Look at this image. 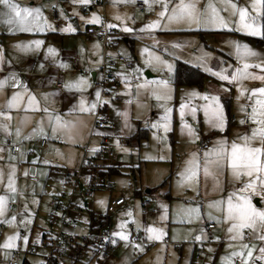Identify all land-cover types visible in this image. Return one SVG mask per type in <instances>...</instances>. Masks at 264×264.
<instances>
[{"label": "crops", "instance_id": "obj_1", "mask_svg": "<svg viewBox=\"0 0 264 264\" xmlns=\"http://www.w3.org/2000/svg\"><path fill=\"white\" fill-rule=\"evenodd\" d=\"M136 1L138 0L126 6L132 9L131 5ZM142 1L145 4V1ZM208 1L213 2L215 0ZM17 2L21 6L38 7L41 9L42 19L40 23L44 30L9 32V26L3 23V17L0 16V50H2L0 51V81L3 82V84L0 85V113L5 114L0 115V125H2V127H0V143L6 140L0 152H10L8 143L19 145V152L17 154H12L10 152L11 159L19 154L21 155L23 151H26L27 146H29V143L26 142L27 145L22 149L20 142L18 143L20 139L24 138L22 140L24 141L30 138V134L40 136V128H38L40 124H44L46 128L50 129L52 128L51 124L56 123L54 128L67 132L68 130H65L64 126L57 123V117L61 122L68 121L71 130L75 132L79 130V136L82 134L80 137L83 138L82 141L86 142H83L84 144L81 148L77 146L78 150H75L74 147L81 144L82 141L81 143L71 142L70 147L64 149L65 156L76 161V164L80 165L83 155H85L83 148L86 149L85 156L88 157L93 156L103 144H106V146L111 149L113 147H111L110 144H115V146L123 148H127L128 146L139 149L140 145L146 142L147 139L148 141L151 139V136L147 133L148 130L142 126V123L146 120H150L153 116L152 119L157 118L158 120V118H160V113L157 109H159L163 102H165L167 108L170 104L164 100L170 101L172 105H170L171 107H169L167 111V119H164L165 116L161 117L162 120L159 121V125L162 126L160 122L170 125L171 135L169 143L172 148H174V146L182 147L188 149L189 152L195 153L200 149V145L202 147V152L199 150L200 154L213 153L214 150L220 149L222 142L228 143L230 139L242 132V130L243 134L251 137L254 130L258 129L259 126L250 119L252 107L259 98V93H254L253 89L264 87V81L260 79H239L229 83L227 80H220L215 73H219L223 69L222 74L231 77L234 71L242 67L243 62L254 64L260 60H264V45H257L251 39L262 38L264 36V3L258 5L260 15L257 18V22L261 25L262 31V35L260 36L247 34V31L238 23L239 13L234 12L233 9H231V12H227L226 9L222 11L216 9L217 16L224 21L223 26L219 23L213 24L211 22H203L204 17L211 16V10H204L196 14L201 17L200 24H197L194 20L189 21L186 17L183 18L186 22L185 24H183L182 20L181 22L185 26L184 28L178 27V29L174 30V36L181 39L185 38L184 44L186 50L184 52L180 51L179 54L181 56L174 54L171 57L169 56L173 60L171 70L167 71L166 76L159 78L160 81L141 80L131 85L129 79L134 72L130 74V70L124 69L122 66L118 67L116 72L121 80L119 95L116 100H111L107 102V104L105 103L103 115L104 118H106V122L104 127L98 128L95 112L99 105L98 101L100 100V94L97 89L93 88V81L95 79V71L99 68L101 63V46L99 42L95 40L86 39L83 30L85 26H93L100 24L103 20L105 21L104 8L106 5L103 8L99 7L96 4V0H89L87 4L75 2V0H17ZM234 4L246 8L250 16L256 15V12H254L251 7L252 0H237ZM54 5L60 7L61 17L56 23L53 21L50 12L52 7L58 8V6ZM124 6L125 4H120L117 8L122 9ZM93 7H98L103 11V14L100 15L101 21L99 20L98 23L92 22L94 15H92L90 11ZM82 8L87 9L84 14L81 13L84 12ZM144 9V11H139V13L143 14L145 19L148 20L149 17L146 13H151V10L149 8L147 9L146 4ZM2 11L3 9L0 8V12ZM63 12L68 14L70 17L69 20L62 18ZM79 20L81 22H78ZM178 22H180V20ZM119 35L121 36L120 41L129 45L130 55H132L134 43H136L137 37L141 34L131 30L125 32V34L119 33ZM35 40L42 41V43L39 46L32 45L28 50H21L15 47L17 44H27ZM236 44L248 45L250 49L260 54L259 57H244L243 60L239 59L236 52ZM49 48L53 49L52 53H49ZM127 57L131 58L133 56ZM73 60L77 62L75 72L72 71L71 68ZM177 61L188 63L207 75V79L204 81L202 88L193 86L176 88L173 85L175 76L174 69ZM141 63L142 61H140V64ZM136 65L137 61L133 63L132 68L135 73L138 74L136 71L137 69H135ZM56 67L60 70L56 71ZM209 69L211 71H209ZM156 72L154 73L150 70V74L152 73L154 75ZM248 72L258 76L264 75V71L257 68H249ZM152 74L151 77L146 78L148 80L153 79L154 76ZM77 81H81L79 87L66 86ZM162 81L167 82L166 86L161 83ZM56 82L61 84V90L55 88ZM205 95L209 97L215 95L219 98V104L221 106L219 121L206 123L203 109L210 101L202 98ZM157 97L160 98L157 99ZM224 99L229 102L228 111L225 109ZM9 101L12 102L11 107L8 106ZM81 101H84L85 107L91 105H95V107L90 111L82 112L80 111ZM181 105H184V107H181ZM152 109H154L153 112L151 111ZM227 112L228 115L226 114ZM246 113L249 116L247 127H245L246 125L243 121L247 116ZM44 121H46L47 124H45ZM214 124H219L221 126H214ZM189 127L193 130V135H189ZM142 129L146 130V139L141 143L131 140V137ZM7 130H13L15 135H10L9 133H6L4 136L1 135ZM62 136L64 135L57 133L53 137L58 138V141H64ZM41 138L40 140H42ZM205 144L206 147L204 148L203 146ZM210 144L213 146L212 148ZM47 145L48 143H46L44 147H39L40 149H45ZM124 158L125 156L121 159L116 158L115 161H123ZM206 159L213 161L216 157L212 154L207 157H201V161H205ZM227 159L228 158H225V168H227ZM261 159L264 160V155ZM138 160H140V157ZM79 165L76 170L70 171V173L77 172L80 167ZM119 167V165L117 166L115 164H111L108 167V170H117L111 176L121 173ZM210 168H213L215 171L218 170L216 166H210ZM136 171L139 172V168H130L131 175L134 176ZM66 172L59 173L58 170H53L51 167L47 177L49 180L64 184L62 179ZM262 177H264V174H253L256 186L254 189H250V191L253 190L251 193L241 192L239 186H245L243 183L242 185H238L237 190H235V192L239 191L242 195L247 196L252 202L251 204L253 207H259L261 204V200L254 197L258 194L257 190L260 188L259 182ZM108 178H110V176ZM145 183L155 184L150 182ZM164 183L165 185L162 186ZM167 183V181H163L155 190H145L144 194L151 196V193L155 192L158 198L162 197L164 199H169L168 192L164 191L168 185ZM221 189H223L222 192L225 191L226 186H223ZM199 190L202 192L201 188H199ZM46 193L49 192L46 190ZM208 195L209 194H206L205 198L211 199V196ZM75 196L74 200L77 203L83 204L81 197ZM116 198H120V196L111 197L109 201ZM194 198L197 199L198 196L194 195ZM50 200L51 199L44 200L46 206L45 212L47 213L50 211L48 207ZM124 206L125 204L115 211H125ZM88 213V221L83 220V215L80 222L77 224V227H80L81 231L77 228L76 233L80 235L90 230L88 224L90 218L93 216L91 207ZM110 216L107 214L104 215V219L99 226L108 231L112 238L110 234L112 231L109 226ZM154 216H159V214H155ZM215 221L219 223L220 229L219 231L216 230V224H214L213 221L208 222L207 225H214L213 228L207 227V230H210L209 237L218 241L223 240L220 242L223 247L217 248V253H219L221 249V253L225 252V254L229 256L232 255L233 257L230 264H232L235 258H247L249 249L253 252V256L248 258L249 261L260 255V248L264 247V240H260L258 237L264 233L253 231L251 228L241 229L239 234L235 231L229 233L228 229L231 225L226 223V220L222 221V216L219 218L215 217ZM137 226L140 227L141 225ZM257 227L259 228V226ZM136 233L137 234H135L134 229L128 233L129 241L135 242L134 245H132L133 243L131 245L134 246L135 250V246L139 245L142 247V250L146 252L149 250L150 245L146 243V239L140 241L139 230H136ZM233 236L236 238L233 239ZM111 241H113V238ZM146 245H148V249L145 248ZM245 245L247 246L246 248L244 247ZM196 249L197 245L193 244L192 251L194 253V259L198 261L200 256L196 259ZM233 253H239V255H233ZM10 257L11 253L8 259ZM112 257H115V252ZM95 261L98 262L99 260L96 259Z\"/></svg>", "mask_w": 264, "mask_h": 264}, {"label": "rangeland", "instance_id": "obj_2", "mask_svg": "<svg viewBox=\"0 0 264 264\" xmlns=\"http://www.w3.org/2000/svg\"><path fill=\"white\" fill-rule=\"evenodd\" d=\"M93 1V0H91ZM135 0H107V4L104 8V19L108 26L115 28L120 34H125L124 28L132 29L141 35L137 37L136 43H134L133 54L130 55L129 45L123 42H119V48L126 56H133L134 63L138 74L134 69L130 70V74L135 76L138 82L142 81H160L159 78L166 76L169 71V65L172 68L171 56L180 55V51L186 50L184 39L174 36L176 29L184 28L185 19H178L169 21L167 16L171 13L172 8L175 7L179 0H170L168 11L163 18H159L157 13L162 10V4L150 3L147 5V9L151 10L148 15V20L145 19L143 14L137 13L126 5L134 2ZM145 1V0H144ZM237 0H231V3ZM191 2V0H185V3ZM91 4V3H90ZM124 5V8L118 9V5ZM197 13H201L204 10H211L206 8V5H212L218 11L226 9L227 12H231L232 7L228 3V0H215L213 2L208 0H195ZM53 6V5H52ZM58 6V5H54ZM98 7H93L90 11L92 15L99 17L103 14V11ZM60 11V7L58 6ZM84 14L85 12H81ZM89 13V14H90ZM120 19H116V17ZM61 17V16H60ZM62 18L69 20L67 13H62ZM180 20V22H178ZM183 21V24L181 22ZM101 21V20H100ZM153 21H159L158 27L147 28ZM78 22H81L80 20ZM83 22V21H82ZM81 24V23H80ZM90 24V23H87ZM129 54V55H128ZM170 56V57H169ZM181 56V55H180ZM159 57V60L156 59ZM140 61L142 63L140 64ZM143 65V66H142ZM151 68V69H150ZM153 71L156 74L153 79L148 80L144 73L146 71ZM171 70V69H170ZM156 85V84H155ZM157 87V86H156ZM102 103L110 102L106 98H101ZM169 107L171 102L168 100ZM165 102H163L157 111L160 113L158 120L150 118L142 123L151 136L150 141L144 142L140 145L139 149L134 147L123 148L110 144L114 150V157L109 160V164L119 165L121 173L119 175L110 176L112 186L109 189H100L95 192V198L87 200L91 205V211L93 215H106V205L109 199L112 197H122L125 200V211H116L109 217V226L112 231L110 234L113 238L111 245L115 247V257H111L107 260L99 259L96 262L93 258L92 247L87 248L79 258L68 256L69 259L65 260L64 264H230L232 255L229 256L225 252L217 253V248H221L220 242L216 239L210 238V230H207V223L213 221L216 224V230L219 231V223H216L215 217L222 216V221H225L227 201L231 195L234 202L237 201V197L242 193L237 190L238 185L248 183L250 180H255L252 177L241 174L239 179L235 178L231 170L225 168V158L231 152L233 143L243 146L245 140L244 137L248 135L242 132L238 133L229 140V142H222L220 149L224 151V158L221 160L222 167L215 171L209 165L210 175L205 176L203 166L205 161H201V157L205 156V153L200 154L202 147L199 145L196 154V163L199 167L196 170L195 177L190 183L180 184V177L178 173L185 167V161L192 158V152L182 147L172 148L169 140L171 135V128L168 123V131H165L162 126L159 125L161 117L167 116V110ZM98 110V108H97ZM96 110V112H97ZM154 109L151 111L153 112ZM156 110V109H155ZM95 112V113H96ZM158 121V122H157ZM245 123V120H243ZM47 124L46 121H44ZM164 125V122H160ZM248 125V123H245ZM52 128H46L44 124H40V136L30 134V138L22 141L20 139V145L23 149L29 143L26 151L17 155L11 159L10 152H0V197H4L5 210L3 215H0V264L7 262L10 253L18 251L20 253V264H43L44 257L48 253L47 249L41 245V240L45 236H50L56 228L51 227L49 214L46 211L44 203L45 199H56L60 203L66 204L67 198H69L72 188L69 185L54 182L49 180L48 171L52 167L54 170L61 172H70L76 170L79 164L76 161L69 159L65 156L66 147H70V143H81L83 140L79 136L78 132L71 130L68 121L62 122L67 132L54 128L56 123H52ZM153 125H156L154 127ZM247 127V126H245ZM150 129V130H149ZM15 135L13 130H7L1 135ZM57 133L64 135V141H58V138L53 136ZM153 134V135H152ZM42 137V138H41ZM158 137V138H157ZM44 139L48 143L45 149H40L39 140ZM226 138V137H225ZM86 140V139H85ZM82 141L74 147L78 150L77 146H81L86 143ZM6 140L1 141V147L4 146ZM248 143L251 146H261V142L257 140H250ZM212 144V143H211ZM210 144L211 148L213 147ZM19 146V145H18ZM47 149V150H46ZM84 149V148H83ZM84 152V151H83ZM189 152V153H187ZM202 152V151H201ZM262 154V157L263 158ZM84 156V155H83ZM123 161H115L116 158L124 157ZM140 157V160H138ZM164 157V159H160ZM131 158V160H130ZM227 161V160H226ZM80 166V165H79ZM137 167L139 172L136 171L135 175H131L130 168ZM9 173H12L13 183L12 188L9 185ZM225 174V175H224ZM84 176V175H83ZM29 178H33L35 182H29ZM163 181H167L168 185L164 191L169 194V199L162 197L158 198L155 192L152 195L144 194L145 190H155ZM145 182L155 183L146 184ZM48 184L51 189L49 193H46L45 185ZM226 186V190L222 192V187ZM201 188V191L199 190ZM241 188H244L242 185ZM141 189V190H140ZM217 189V191H216ZM83 190V187H79L78 191ZM219 191V193H218ZM253 191V190H252ZM250 189L244 191L251 193ZM256 196L261 200L258 210H264V192L257 190ZM66 196L65 199L61 195ZM209 194L211 199H206L205 195ZM50 195V196H49ZM76 195V194H75ZM194 195L198 198L195 199ZM253 195V194H252ZM251 195V196H252ZM72 198V201L77 203ZM82 201V199H81ZM219 202V203H217ZM12 204L13 211H8V205ZM252 203V202H251ZM197 208L198 212L195 214H188V209ZM154 211V212H153ZM161 212V213H160ZM61 213L58 212L57 215ZM159 214V216H154ZM150 215V216H149ZM154 216V217H151ZM146 217V218H145ZM213 218V219H211ZM89 213L84 212V221H88ZM226 223L231 225V221L226 220ZM137 225H141L140 227ZM131 227L140 231V241L146 239V243L150 245L149 250L144 252L142 247L134 248V241L122 240L120 236L114 235V233L122 232L129 237ZM148 227H153L160 230V239H149ZM81 231V228H78ZM212 231V230H211ZM199 236L201 239L197 240ZM9 238L13 244L12 248L3 247L8 242ZM136 241V240H135ZM129 243V244H128ZM133 243V244H132ZM138 243V242H136ZM39 245L34 252H31L33 245ZM132 244V245H131ZM193 244L197 245L200 249V259L196 261L194 259V253L192 251ZM84 247V245H83ZM223 247V246H222ZM192 252V253H191ZM23 261V262H22Z\"/></svg>", "mask_w": 264, "mask_h": 264}, {"label": "snow or ice", "instance_id": "obj_3", "mask_svg": "<svg viewBox=\"0 0 264 264\" xmlns=\"http://www.w3.org/2000/svg\"><path fill=\"white\" fill-rule=\"evenodd\" d=\"M75 2L87 4L89 0H75ZM115 2H120V0H115ZM125 2H129V0H125ZM153 3H160L162 4V10L157 13L159 18H163L168 11L170 0H151ZM150 3V0H145V4L148 5ZM228 3L234 10V12L239 13V21L243 27L247 31V34L252 36H260L262 35L261 31V25L257 22V18L260 15V10L258 8V5H261L264 3V0H252V10L256 12L255 16H250L248 14V11L244 7H239L236 4L231 3V0H228ZM0 8L3 9L2 12H0V16L3 17V23L7 26H9V32L12 31H20V32H30L33 30L43 31V26L41 25L40 21L42 19V13L40 8H33L30 6H21L17 0H0ZM206 8L211 9V16L210 17H204L203 22L204 23H219L221 26L224 25V21L217 16V10L212 5H206ZM197 9L195 0H191V2L185 3V0H179V3L172 8L171 13L167 16V19L169 21L172 20H178L187 18L189 21H195L197 24L201 23V17L196 15ZM83 19V18H82ZM116 19H120V17H116ZM92 22L98 23L99 17L93 16ZM159 21H153L149 25H147V28H155L158 27ZM111 26V25H110ZM125 31H131L132 29L124 28ZM42 43V41L35 40L30 41L27 44H17L15 47L21 50H28L30 46L35 45L39 46ZM236 52L238 55V58L243 60L244 57H259V53L256 51L250 49L248 45H240L236 44ZM2 51V50H0ZM49 53L53 52V49L49 48ZM157 60H159V57H156ZM249 68H257L261 71H264V60H260L257 63H249V62H243V65L241 68H238L236 71H234L231 74V77L222 74L223 69L219 73H215V75L218 76L220 80H227L229 83L232 81H237L239 79H260L264 81V75L258 76L254 73H249ZM171 69V66L169 65V70ZM209 71H211L209 69ZM81 81L74 82L71 85H66L68 87H79V84ZM162 84L166 86L167 82L162 81ZM3 82L0 81V85H2ZM254 93H259V98L256 100L255 104L252 107V113L250 115V119L254 123H256L259 127L257 130H254L253 135L251 137H244L242 139L245 140V144L243 146L237 145L233 143L231 152L228 155L227 159V167L231 170L232 175L239 179L241 174L252 177L254 173L257 174H264V160L261 159L262 154H264V87H260L257 89H253ZM160 97H157L159 99ZM203 99L209 100V104L204 107V115L206 119V123H210L213 121H219L220 120V114H221V106L219 104V98L215 95H212L211 97L205 95L202 97ZM9 107L12 106V102L9 101ZM95 105H91L88 107H85L84 101H81L80 111H90L92 108H94ZM181 107H184V105H181ZM166 111H168L166 109ZM0 115H5L4 113H0ZM166 120L167 117H164ZM57 123L61 124L62 122L57 117ZM243 123V121H242ZM156 127V125H153ZM214 126H221L219 124H214ZM2 127V125H0ZM165 131H168V125L165 123L162 125ZM189 135H193V130L189 127L188 128ZM259 140L261 142V146H251L248 141L250 140ZM214 155L216 157L215 160L209 161L205 160L203 171L205 176L210 175L209 171V165L214 164L217 168H221V160L224 158V151L223 149H217L214 150L213 153H205V156L208 155ZM160 159H164V157H160ZM199 167V165L196 163V154H192V158L185 161V167L184 169L178 173V176L180 177V184L190 183L191 180L196 175V170ZM13 183V176L12 173H9V185L8 187L14 191V188H12ZM256 186L255 180H250L248 183L245 184L244 188L241 189V192H244L248 189H254ZM260 190L264 192V177L260 179L259 182ZM219 203V202H217ZM5 210V200L4 197H0V215H3ZM188 214H195L198 212L197 208H190L187 210ZM226 220L231 221V226L229 227L228 231L229 233L237 232L239 234L241 229L244 228H251L253 231H260L264 233V210H258L255 207L252 206L250 199L247 196L241 195L237 197V201L234 202L232 200V197L230 195L228 201H227V208H226ZM259 226V228L257 227ZM147 232L150 234L149 239H160L161 232L158 229H155L153 227H148ZM114 235L120 236L122 240L127 241L129 237L122 233H114ZM233 239L236 237L233 236ZM260 240H264V234L259 235L258 237ZM11 239L9 238L8 242L3 245V247L6 248H12L13 244L11 243ZM197 240L201 239V237L197 236ZM137 248H140L141 246L137 245L135 246ZM247 247L246 245L244 246ZM142 250V248H141ZM233 255H239V253H233ZM253 256V252L251 249L248 250L247 258L242 257V264H249L248 258H251ZM255 260L264 261V247L260 248V255L255 257Z\"/></svg>", "mask_w": 264, "mask_h": 264}, {"label": "built area", "instance_id": "obj_4", "mask_svg": "<svg viewBox=\"0 0 264 264\" xmlns=\"http://www.w3.org/2000/svg\"><path fill=\"white\" fill-rule=\"evenodd\" d=\"M96 4L99 7H104L106 5V0H96ZM121 7V6H119ZM133 10L144 11L145 4L142 0H138L131 5ZM86 8H82V11L86 12ZM51 17L56 23L60 19V11L57 7H52ZM83 34L86 39L95 40L99 42L101 46V63L99 68L95 71V79L93 81V88L97 89L100 94V100L98 101V110L95 115L96 123L98 128H102L105 125L106 118H104V106L101 98H106L108 100H116L119 95V85L121 84L120 77L116 72L118 67H123L124 69L131 70L133 67V57L128 58L122 54L118 44L120 42L121 36L118 31L110 26H107L103 20L100 24L93 26H85ZM76 60L72 62V71H76ZM56 71L60 69L55 68ZM129 83L134 85L136 83L135 76H131ZM55 88L61 90V84L59 82L55 83ZM247 115V113H246ZM249 116L245 118V123H248ZM246 125V124H245ZM247 126V125H246ZM46 145V140L42 139L39 142L40 147ZM206 147V144L203 146ZM9 151L12 154H17L19 152L18 145H12L8 143ZM86 155V149H83ZM83 156L80 167L77 172L70 173L66 172L63 176V181L65 185H69L72 188V192L69 198L66 200V204L60 203L58 200L53 199L49 201L48 207L49 219L51 227L56 228L55 231L50 236H45L41 240V245L45 247L48 251L44 257L45 261L43 264H64L68 256L77 258L82 255V253L89 247H92L93 258L107 260L114 255L115 248L111 245L112 238L109 232L104 228L99 226L104 216L101 214L91 215L89 220V228L87 233L80 235L76 233L77 224L80 222L84 215V212H88L91 205L88 204L87 200L93 199L95 192L100 189H109L112 186L106 171L111 165L108 163L114 157V150L103 144L95 154L91 157ZM84 175V176H83ZM29 182H35L33 178L28 179ZM79 187H83V190L78 191ZM45 189L50 192L51 187L46 184ZM80 196L83 200V204H76L72 201L75 196ZM65 199L66 196L61 195ZM125 204V200L120 197L113 199L106 205V214L113 215L117 208ZM8 211H13V206L10 203L8 205ZM60 212V215L57 213ZM213 224H208V228H213ZM88 228V229H89ZM133 231V228L131 229ZM84 245V247H83ZM38 247V244L33 245L31 252H34ZM148 249V245L145 246ZM200 249H196V259L199 258ZM20 253L18 251H13L11 257L7 260L5 264H20ZM232 264H242L241 258L233 259ZM249 264H263V261L255 260V257L249 261Z\"/></svg>", "mask_w": 264, "mask_h": 264}, {"label": "trees", "instance_id": "obj_5", "mask_svg": "<svg viewBox=\"0 0 264 264\" xmlns=\"http://www.w3.org/2000/svg\"><path fill=\"white\" fill-rule=\"evenodd\" d=\"M193 32V31H190ZM202 33V32H201ZM257 45H264V36L262 38H251ZM175 76H174V81L173 85L176 88L180 87H188V86H193L196 88H202L204 81L207 79V75L204 72H201L197 68L189 65L188 63H184L181 61H177L175 64ZM224 105L225 109L228 111V105L229 102L224 99ZM228 115V112L226 113ZM144 139H146V130L142 129L137 132L134 136L131 137V140L142 142ZM106 172L107 176H111L114 172L117 170H107ZM165 185L162 184V186ZM77 258L78 255H77Z\"/></svg>", "mask_w": 264, "mask_h": 264}, {"label": "water", "instance_id": "obj_6", "mask_svg": "<svg viewBox=\"0 0 264 264\" xmlns=\"http://www.w3.org/2000/svg\"><path fill=\"white\" fill-rule=\"evenodd\" d=\"M144 75H145V77H151V74H150L149 71H146V72L144 73Z\"/></svg>", "mask_w": 264, "mask_h": 264}]
</instances>
